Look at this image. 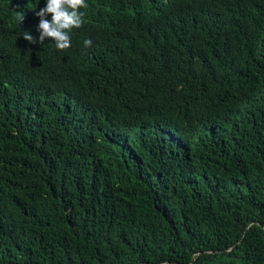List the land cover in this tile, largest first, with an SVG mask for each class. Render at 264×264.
Masks as SVG:
<instances>
[{
  "label": "trees",
  "instance_id": "1",
  "mask_svg": "<svg viewBox=\"0 0 264 264\" xmlns=\"http://www.w3.org/2000/svg\"><path fill=\"white\" fill-rule=\"evenodd\" d=\"M86 2L0 0V264H264V0Z\"/></svg>",
  "mask_w": 264,
  "mask_h": 264
},
{
  "label": "clouds",
  "instance_id": "2",
  "mask_svg": "<svg viewBox=\"0 0 264 264\" xmlns=\"http://www.w3.org/2000/svg\"><path fill=\"white\" fill-rule=\"evenodd\" d=\"M87 7L86 0H46V6L35 12L39 19L35 18L30 33L23 32V38L30 44H39L36 48L42 53L53 50L51 48H56L59 53H68V49L71 47L70 33L72 30L81 28L83 24L89 25V20L84 22L88 16V11H81ZM18 15L22 20V14L18 13ZM49 15L51 20L47 19ZM91 45L90 39L84 41L86 48L91 47ZM49 61L54 63L57 71L61 74L70 58L62 59L54 51L46 55L39 63ZM64 78L66 79V77Z\"/></svg>",
  "mask_w": 264,
  "mask_h": 264
}]
</instances>
